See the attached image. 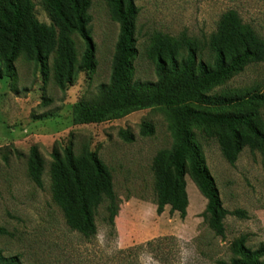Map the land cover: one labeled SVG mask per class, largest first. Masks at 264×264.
I'll return each mask as SVG.
<instances>
[{
  "label": "rangeland",
  "instance_id": "obj_1",
  "mask_svg": "<svg viewBox=\"0 0 264 264\" xmlns=\"http://www.w3.org/2000/svg\"><path fill=\"white\" fill-rule=\"evenodd\" d=\"M36 19L49 25L42 0H32ZM136 55L131 63L130 82H155L154 63L147 56L151 35L162 32L177 36H209L220 16L236 11L264 42V0H136ZM89 28L95 46L96 67L79 71L61 91L53 77L52 59L47 76L42 66L20 57L14 72L0 75V252L18 256L21 264H216L229 261L231 245L246 236V246L264 244V146L262 151L244 148L231 166L221 154L215 130L192 126V139L199 147L204 165L218 188L227 215L225 232L216 235L202 217L206 199L190 175L185 176L187 213L181 219L166 206L156 214V192L151 171L153 157L171 150L174 134L162 108L138 110L102 123H74V106L90 101L101 85L110 82L118 24L111 20L106 0H91ZM77 59L83 40L72 36ZM232 90L264 92V60L250 63L211 93ZM229 113L254 112L264 129V105L236 103ZM153 132L143 135L142 124ZM121 132L130 135L126 140ZM71 144L94 151L109 169L118 212L108 222L107 203L95 214L96 234L85 238L65 224L54 203L49 167L53 151L62 153ZM32 148L44 161L42 187L28 175Z\"/></svg>",
  "mask_w": 264,
  "mask_h": 264
},
{
  "label": "trees",
  "instance_id": "obj_2",
  "mask_svg": "<svg viewBox=\"0 0 264 264\" xmlns=\"http://www.w3.org/2000/svg\"><path fill=\"white\" fill-rule=\"evenodd\" d=\"M136 0H106L112 21L118 24L110 82L101 85L90 101L74 106V123H102L119 119L132 112L159 107L165 111L169 130L176 144L171 150L159 151L152 159L151 171L156 192V214L166 206L170 213L184 219L188 196L185 176L190 175L199 193L206 199L204 222L218 236L225 232L227 215L245 217L244 211L228 212L222 206L218 188L204 165L199 147L192 139L190 128L215 130L217 142L225 160L233 166L244 148L262 151L264 129L254 112L229 113L226 108L236 103L264 105V92L232 90L211 93L226 79L246 65L264 60V42L245 25L234 10L224 12L217 28L202 38L182 32L170 36L162 32L151 35L147 49L154 63L155 82H130L131 63L136 55ZM50 24L39 22L32 0H0V75L2 69L12 75L14 63L20 57L42 66L47 76V64L52 59L53 77L64 91L79 71L96 67L88 14L91 0H42ZM78 35L84 50L77 59L72 36ZM141 132H153L143 123ZM126 140L131 136L121 132ZM28 175L42 187L44 161L35 148L30 151ZM54 203L61 209L65 224L85 238L96 234L95 214L107 203L108 222L113 225L118 204L112 175L94 151L83 147L76 152L71 144L62 153L53 151L49 167ZM5 230L0 228V235ZM229 261L216 264H264V244L256 249L246 246V236L231 245ZM0 264H21L18 256H4Z\"/></svg>",
  "mask_w": 264,
  "mask_h": 264
}]
</instances>
